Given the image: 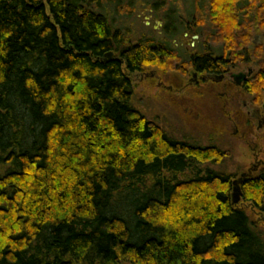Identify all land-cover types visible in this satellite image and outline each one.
<instances>
[{"label": "trees", "instance_id": "1", "mask_svg": "<svg viewBox=\"0 0 264 264\" xmlns=\"http://www.w3.org/2000/svg\"><path fill=\"white\" fill-rule=\"evenodd\" d=\"M123 1L0 0V264H264L263 235L239 207L264 217V169L234 205V177L200 169L225 152L174 139L135 108L131 76L182 60L170 44L127 42L108 16ZM198 11L212 31L187 61L196 72L249 51L264 69V46L249 50L264 0ZM255 84L261 105L264 74Z\"/></svg>", "mask_w": 264, "mask_h": 264}, {"label": "rangeland", "instance_id": "2", "mask_svg": "<svg viewBox=\"0 0 264 264\" xmlns=\"http://www.w3.org/2000/svg\"><path fill=\"white\" fill-rule=\"evenodd\" d=\"M157 1L125 0L120 2L123 5L120 11L113 4L108 11L110 21L126 34L131 45L142 42L170 44L182 60L179 65H169L168 70L166 67L158 68V71L148 68L144 73L131 76L135 108L150 121L159 123L170 137L203 147L214 146L227 154L220 164L201 165L204 173L210 169L230 175L234 177L233 182L243 175L257 176L264 169V124L259 128L263 118L256 120L248 115L244 102L250 100L253 103V95L250 97L243 93L236 96L233 103L227 96L219 95L224 94L220 89L194 84L196 72L187 62L191 56L206 52L205 36L211 33L212 27L209 19H205L208 11L204 17L198 7L206 5L207 0H162V10ZM166 11L175 15L174 20L167 21ZM196 15L203 21L196 23V27L202 28V36L193 32ZM185 28L189 31L185 32ZM254 40L253 35L251 42ZM236 94L233 91L231 97ZM263 106L264 92L263 103L259 107L262 109ZM195 175L196 171L190 169L184 175H178V179L186 180ZM239 207L248 210L264 238V217L248 204L241 203Z\"/></svg>", "mask_w": 264, "mask_h": 264}, {"label": "flooded vegetation", "instance_id": "3", "mask_svg": "<svg viewBox=\"0 0 264 264\" xmlns=\"http://www.w3.org/2000/svg\"><path fill=\"white\" fill-rule=\"evenodd\" d=\"M262 31L259 32V35L254 36V41L252 45L249 46V50L256 47L257 49H262L264 46V36ZM254 50V49H253ZM256 50V49H255ZM254 50V51H255ZM246 52V51H245ZM261 52V51H260ZM260 52H255L248 55H241L239 57H227L218 55V59L221 61V66H218L217 70L210 71L209 69H205L202 72L194 73V80L191 82L194 84H203L208 86L209 89L213 88L214 90H222L224 94H219L221 96H227L230 101L233 103L237 100L236 96L243 95V93L247 94L248 96L252 97V93H255L254 89L257 86L255 84L256 80L259 76L264 74V69H258L260 67L258 63L262 59L259 54ZM237 71V74L234 73ZM147 76V75H146ZM156 76V74L154 75ZM240 82V83H239ZM159 85H163L160 82ZM255 85V86H254ZM211 87V88H210ZM257 90L263 91L264 88L260 86L256 88ZM169 90H173V87H169ZM212 90V91H214ZM233 91H236V95L231 97ZM245 107L248 108V115H252L254 119L263 118L260 121L259 128H261L262 123L264 124V106L262 109L259 105H256L249 100L244 102Z\"/></svg>", "mask_w": 264, "mask_h": 264}, {"label": "water", "instance_id": "4", "mask_svg": "<svg viewBox=\"0 0 264 264\" xmlns=\"http://www.w3.org/2000/svg\"><path fill=\"white\" fill-rule=\"evenodd\" d=\"M113 53H109L107 56L112 58L113 57ZM240 83V82H239ZM246 175H243L242 178L238 179L237 181H234V192H233V204L237 205L241 202V190H240V185L242 184V182L245 180Z\"/></svg>", "mask_w": 264, "mask_h": 264}]
</instances>
